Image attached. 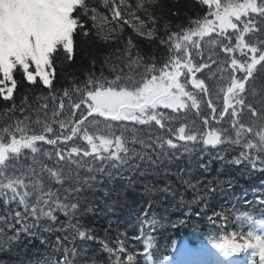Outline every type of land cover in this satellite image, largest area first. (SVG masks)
<instances>
[{
	"label": "snow or ice",
	"instance_id": "obj_1",
	"mask_svg": "<svg viewBox=\"0 0 264 264\" xmlns=\"http://www.w3.org/2000/svg\"><path fill=\"white\" fill-rule=\"evenodd\" d=\"M194 2L202 14L177 25L160 0H101L105 11L92 0H0V100L10 104L0 126V251L43 248L32 264H234L251 250L247 264H264V180L235 193L238 177L206 176L219 162L264 177V0ZM74 37L106 55L57 88V64L77 59ZM18 85L46 91L17 104ZM138 184L146 199L129 237L116 210ZM217 195L227 199L212 203ZM103 217L106 226L92 223ZM192 219L223 260L195 241H170L179 259L158 246L165 223Z\"/></svg>",
	"mask_w": 264,
	"mask_h": 264
},
{
	"label": "trees",
	"instance_id": "obj_2",
	"mask_svg": "<svg viewBox=\"0 0 264 264\" xmlns=\"http://www.w3.org/2000/svg\"><path fill=\"white\" fill-rule=\"evenodd\" d=\"M160 2L165 18L172 20L173 24H186L188 17L195 18V16L202 14L201 8L196 7L194 0H160ZM92 3H99L100 10L105 11L101 0H92ZM173 13H179V17H174L172 15ZM125 35L132 36L134 41L140 45L142 51H151L152 46L147 42L146 38L137 36L131 28H126ZM74 41L77 59H74L71 62L64 61L63 63L57 64V73L59 78V83L56 84L57 88H60L61 86L69 87L73 81H82L89 71L91 56H98L102 59L103 56L106 55V53L101 49L98 41L94 42L87 37H74ZM97 68H99V63H97ZM55 83L56 82L54 81V84ZM41 91H46V89H35L31 87L25 89L18 85L17 90L14 92V96L17 99V104H19L20 97L24 94H27L29 99H31L34 93L39 95ZM9 106V103L0 100V126H3L5 122L9 120V113L7 112ZM54 127L56 126L54 125ZM46 147L51 149L52 146ZM217 171H220L222 174L234 175L238 177L237 186L232 190L235 193H239L241 191V185L246 187L255 182L257 178H264L260 174H256L251 178H245L241 176L239 171H237L233 166L221 165L219 162L215 163L212 171L206 174L207 178L212 179V177L216 175ZM197 174L199 173H194V175ZM145 179L154 184L157 183V177L153 172H149ZM159 182L163 183V181ZM142 192L143 187L140 184L136 185L134 188L128 189L121 196L123 206L118 207L116 210V217L119 220L120 230H126L129 237L138 234L137 229L135 228L136 216L139 211L138 206L144 201V199H146V197L141 196ZM185 195L187 199H191L192 197L191 191L187 192ZM153 199H159V196L154 195ZM226 199L227 197H224L223 195H217L212 203H223ZM167 204L168 201L165 200L164 207H167ZM129 208L135 210L134 213H130ZM184 210L186 211V209ZM193 210H198V206L193 205ZM157 211L160 212L161 210L158 209ZM180 211L181 210L176 207L169 209L171 219H176L180 215ZM107 219L108 217H103L100 220H93L92 223L96 224L97 227L101 225L106 226ZM169 227L170 226L166 223L163 231H159V234H154L156 235L158 246H161L165 253L172 249L170 243L172 239L179 242L184 237L193 235L194 233H192V229H195L194 223L191 220L185 225L178 226L177 229L174 230H170L171 227ZM201 230L204 231V229ZM213 234L215 235V233ZM101 235H103V233H101ZM111 235L115 237L116 232L113 231ZM33 243L38 245L39 242L34 241ZM130 243L135 244L138 247L140 246V241H130ZM43 251V248L33 247L32 245H19L14 247L11 251H0V264H32V262H34Z\"/></svg>",
	"mask_w": 264,
	"mask_h": 264
},
{
	"label": "bare ground",
	"instance_id": "obj_3",
	"mask_svg": "<svg viewBox=\"0 0 264 264\" xmlns=\"http://www.w3.org/2000/svg\"><path fill=\"white\" fill-rule=\"evenodd\" d=\"M129 211H130V213H134L135 210H133L132 208H129ZM191 221L194 223V227H195V229H192V233H195L196 231H198L202 237H205L206 233L203 230H201V229H204L203 223L198 219H192ZM165 225H166V223H165ZM164 229H165L164 227L160 228L159 231H163ZM175 229H177V228H175ZM170 230H174V229L170 228Z\"/></svg>",
	"mask_w": 264,
	"mask_h": 264
},
{
	"label": "rangeland",
	"instance_id": "obj_4",
	"mask_svg": "<svg viewBox=\"0 0 264 264\" xmlns=\"http://www.w3.org/2000/svg\"><path fill=\"white\" fill-rule=\"evenodd\" d=\"M177 255H178V253H177ZM177 258H179V255L177 256Z\"/></svg>",
	"mask_w": 264,
	"mask_h": 264
}]
</instances>
